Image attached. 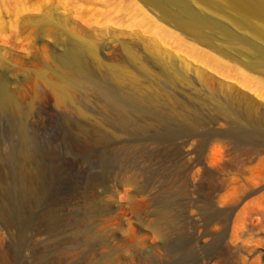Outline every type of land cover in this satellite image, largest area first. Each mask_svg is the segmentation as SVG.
<instances>
[{
  "label": "rangeland",
  "instance_id": "374dc122",
  "mask_svg": "<svg viewBox=\"0 0 264 264\" xmlns=\"http://www.w3.org/2000/svg\"><path fill=\"white\" fill-rule=\"evenodd\" d=\"M179 1L236 41L264 48V20H243L232 0ZM209 36L213 48L140 0H0V97L16 102H0V264H111L108 255L112 264H264L263 148L214 135L198 152L197 138L171 131L187 123L172 113H160L156 126L148 118L103 126L109 115L93 95L70 100L62 91L64 61L79 53L122 98L134 92L133 75L145 97L160 83L224 133L229 126L209 104L215 94L226 100L224 82L257 103L264 122V77L216 48L237 53L240 45L230 48L219 31ZM131 53L174 65L194 86L152 77ZM165 210L174 220L161 236L153 227Z\"/></svg>",
  "mask_w": 264,
  "mask_h": 264
},
{
  "label": "bare ground",
  "instance_id": "6f19581e",
  "mask_svg": "<svg viewBox=\"0 0 264 264\" xmlns=\"http://www.w3.org/2000/svg\"><path fill=\"white\" fill-rule=\"evenodd\" d=\"M140 1L151 6L153 10L159 14V17L162 21L174 25L177 29L181 30L189 39L203 46L213 48L212 40L209 34H211L212 31L221 32L225 37V41L227 45L228 46L231 45V47L235 45H240L239 47L241 52L234 53L231 51V49L229 48L225 49L221 46H216L217 51L223 53L224 57L230 58L238 62V60L234 57L236 56L237 58L240 59L242 65L246 69L264 77V48L259 46L255 42L248 43L246 41H241L242 39L236 41L235 40L236 38L235 37H234L235 39L233 38V35L231 34V32L228 31V29L214 25L212 21H209L207 19H204L196 15L179 0H140ZM232 1L236 3L237 9L235 8L234 9L237 10L238 13H240L239 15L242 16L243 20L245 19L247 21L248 18L250 20V18L253 16H255V18L259 17L262 20H264V0H232ZM156 24L157 26L159 25L158 23ZM254 29L256 28L254 27ZM258 34L261 36V38L264 41V33H261L259 31ZM192 46H194L193 48L199 50L198 46L196 45H192ZM221 49H224L226 52H223ZM131 54L132 57L138 61L139 68L141 67V69L151 74L152 77H155L156 79L162 78V80L164 79L167 81L169 80L172 81L173 79L171 78H180V80L185 85L194 86L193 85L194 82L190 80L191 78L189 79L187 77L188 75L186 76V74L181 72L174 65L170 63H162V65H160L159 67L152 66L149 63H147L148 62L147 60L141 59L137 54L135 53H131ZM96 55H98L97 52ZM83 60L84 59L81 58L79 53H74L72 57L64 61V66L70 71L69 72L70 79H69V83L66 86H62V91L64 95L70 100L74 99L76 95L81 92H83L87 97L93 95L94 97L93 96L92 97L94 99L96 98L102 111L108 114L110 117L109 119V117L107 116L108 117L107 120L100 119V123H99L100 125L112 127V128L116 126L125 127L126 125H129V123H131L136 119L140 120L142 118H148V121L152 120L153 122L152 125L154 126L155 125L154 123L164 122L163 118H161L163 115L160 116V113L162 114L172 113L179 115L183 119L184 123L187 122L185 123V125L189 124L188 125L189 128L184 127L185 126L184 125L183 128L174 127L173 129H171V131L173 133H179V134L184 133L191 139L193 137L197 138L198 152H202V150L204 151V147L206 143H208V140L214 135L216 136L225 135L227 137H230L234 139L235 142L240 146L250 145L253 148L264 149V122H262L259 117L260 116L258 113L259 109L257 110L256 108L257 106H255L257 103L253 104L250 100L242 101V99H240L237 95L231 93L228 89V87L231 84L227 86L228 85L227 83L217 82L218 87H220L221 91L225 92L226 100L217 97L218 95L215 96L216 95L215 94L210 98L209 101L210 102L209 104L211 105L210 111H213V113H215V115L217 116V121L218 122L221 121L229 126L226 132L218 133L216 130L210 128L208 124L203 122L200 119L201 117H198L199 114L197 115V112H195L194 108H192L190 105L184 103L183 101L179 100L177 97L167 92L166 89L163 88L162 85H160V83L159 84L157 83L156 86L157 88L155 90V93H153L151 96L145 97L137 93V91L144 84V82H141L137 77H135V75H133L134 77L128 80H129L130 88H132V91L134 92L132 94H129V96L122 98L113 90L112 87H110L107 84L105 80L98 78L92 72V70H90L89 66L84 63ZM198 70L195 68L194 74L197 76L198 78L197 81H199V84H201L200 88H203L202 86H205L206 84L204 82V79L202 80L201 79L202 77L201 78L199 77V75L201 74L198 73ZM248 76L251 77L252 75L251 76L248 75ZM116 77H117L116 75L112 74V78L117 79ZM251 79H254L253 76ZM197 84L198 83H196L195 85ZM140 90L138 92H140ZM0 102L6 103V104L2 103L4 105H7V103L11 104V106L14 105V108L16 106V102L11 98V96L9 97L6 95L4 97H0ZM258 106H260V104H258ZM262 108L264 110V106ZM79 111L82 115H85L87 117L90 116V114L83 108H79ZM148 121L147 123H149ZM93 133L101 141L104 140V134H102L101 129L95 128L93 130ZM208 177L211 181L212 175L209 174ZM131 181H133L132 176L127 177L125 179V182H131ZM172 212L173 211L165 210L162 211L160 214H158V222L153 227V229L157 230L161 236H164L166 234L168 222H170V220L173 219ZM212 217L213 216H209V218ZM82 233L90 234L87 231H83ZM167 234L169 235V233ZM113 259L114 258L112 257V255L110 256L108 255V257H106V263H111V262L114 263ZM9 261L11 260H8L6 263L10 264L11 262Z\"/></svg>",
  "mask_w": 264,
  "mask_h": 264
}]
</instances>
